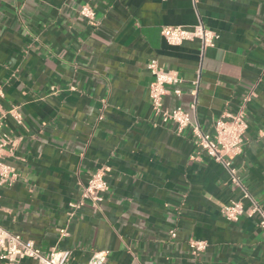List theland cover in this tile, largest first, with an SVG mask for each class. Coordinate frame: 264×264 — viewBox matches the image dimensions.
Listing matches in <instances>:
<instances>
[{
    "label": "crops",
    "instance_id": "obj_1",
    "mask_svg": "<svg viewBox=\"0 0 264 264\" xmlns=\"http://www.w3.org/2000/svg\"><path fill=\"white\" fill-rule=\"evenodd\" d=\"M198 21L217 32L212 46L172 45L161 34ZM151 58L179 78L166 85L164 106L182 107L205 132L249 97L233 164L264 210V0H0V113L16 107L21 119L6 114L1 128L0 159L15 172L0 186L1 225L42 252L69 248L67 264H87L98 250L107 251L103 264H264L258 212L233 221L222 213L250 200L220 163L191 158V125L177 130L153 115ZM99 166L101 202L84 200L70 215ZM189 239L206 248L194 254Z\"/></svg>",
    "mask_w": 264,
    "mask_h": 264
},
{
    "label": "built area",
    "instance_id": "obj_2",
    "mask_svg": "<svg viewBox=\"0 0 264 264\" xmlns=\"http://www.w3.org/2000/svg\"><path fill=\"white\" fill-rule=\"evenodd\" d=\"M196 2V0H193ZM80 13L91 20L94 16L93 9L89 4H83ZM161 34L167 43L172 45L181 44L185 40L198 39L201 48L212 46L218 38L216 31L206 27L202 21H198L192 26L167 25L161 28ZM147 69L152 74L153 79L148 86V95L153 115L157 116L163 123L173 122L177 130H181L187 125H191L194 134V141L197 148L192 159H199L200 153H204L215 162L220 163L228 172L230 181L242 192V197L248 198L251 205L244 208L240 199L232 200L222 206V213L229 221L236 220L240 215H251L258 212L260 220L259 227L264 229V210L251 197L245 185L242 183L238 168L233 164L234 158L242 153L244 145V134L248 123L245 115L246 97L235 112L225 109L219 117L213 121L212 132H205L200 128L197 118H191L190 113L182 107L177 106L169 109L164 106L163 96L167 92L166 85H176L179 78L173 70H164L158 64L156 58H151L147 62ZM198 81H195L191 94L194 100L190 103V108L195 111ZM174 94H179L178 88L173 89ZM0 96H2L0 90ZM6 114L11 115L17 123H21L20 114L16 107H12L4 113H0V157L8 143V138L1 132L3 119ZM106 167L99 166L90 175L84 185L80 199L71 203L73 215L75 209L81 207L84 200H90L97 205L102 200V194L107 190ZM15 178V172L11 165L0 159V186L11 184ZM61 235H66L65 228L59 230ZM170 235L175 236V231L170 230ZM188 247L191 252L198 254L206 248V241L202 239H189ZM24 257L33 259L37 264H67L71 257L69 248H52L48 252H42L32 240L23 239L19 234L5 229L0 222V261L6 264H19ZM107 257L106 250L94 251L87 264H103Z\"/></svg>",
    "mask_w": 264,
    "mask_h": 264
}]
</instances>
